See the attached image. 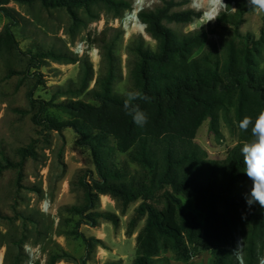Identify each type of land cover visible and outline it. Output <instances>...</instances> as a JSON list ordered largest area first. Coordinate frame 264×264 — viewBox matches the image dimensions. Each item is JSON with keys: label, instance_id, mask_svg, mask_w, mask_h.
<instances>
[{"label": "trees", "instance_id": "16d2710c", "mask_svg": "<svg viewBox=\"0 0 264 264\" xmlns=\"http://www.w3.org/2000/svg\"><path fill=\"white\" fill-rule=\"evenodd\" d=\"M188 2L162 0L156 9L138 13L147 35L156 42V49L147 46L143 37L129 44L132 87L126 94L114 90L120 74L115 53L118 38L107 39L106 31L94 40L102 49L103 67L93 88L90 83L95 73L88 57L79 58L69 51L39 50L31 57L38 64L45 60L80 63L79 84L68 92L75 97L84 94L90 101L66 99L54 103L31 99L32 107L38 109L33 121L58 132L73 129L81 144L92 152L97 178L85 184L84 203L66 208L68 212L82 217L89 212L86 217L94 226L101 218L116 224L115 215L94 211L100 195H109L124 205L141 201L137 213L146 217V225L138 235L137 247L143 254L133 264H155L152 254L160 244L174 250L187 242L202 244L201 239L196 241L195 234L210 227L213 234L225 239L226 233L237 229L243 244L242 262L230 251L216 247L212 264H259V247L264 245V207L258 202L249 205L246 200L250 194L246 186L252 185V181L244 172L240 149L251 140V135L250 131L242 132L238 123L244 116L254 118L264 109V32L259 40L241 35L237 27L244 12L239 4L237 12L228 15L226 12L235 2L231 1L228 10L216 20L229 24L233 33L221 46L210 44L197 54L203 46V35L179 34L167 26V23L189 24L202 18L203 13L194 9L176 10ZM11 3L64 10L79 29L86 26L83 15L90 22L96 21L100 18L99 9L114 19L123 18L133 10L127 0H0V14L9 21L0 33V56L16 48L12 28L24 21L8 7ZM136 92L148 97L129 105L147 115L143 126L134 123L125 109L127 94ZM50 109L67 114L68 119L60 120L49 113ZM221 118L236 126L239 140L224 160L217 161L209 158L196 137L207 120L211 132L220 137ZM18 154L21 162L17 165L5 159L0 175L5 170H23L25 158L35 153L30 148H20ZM120 154L126 155V159L118 160ZM161 194L167 204L174 205L179 222L189 216L178 196L194 199L196 209L205 214V224L201 225L192 216L186 236L166 225L164 214L154 204ZM22 218L35 223L32 216ZM87 243L90 244L88 239ZM18 244L21 247L23 242ZM58 259L59 256H53L49 264H56ZM4 261L22 264L23 259L11 258L9 249Z\"/></svg>", "mask_w": 264, "mask_h": 264}, {"label": "rangeland", "instance_id": "374dc122", "mask_svg": "<svg viewBox=\"0 0 264 264\" xmlns=\"http://www.w3.org/2000/svg\"><path fill=\"white\" fill-rule=\"evenodd\" d=\"M127 1L134 6L135 0ZM175 1L182 4L184 0ZM188 1L176 10L194 9L203 13L202 18L189 24L167 23V26L179 34L203 35V46L197 54L207 45L221 46L234 31L229 24L219 23L216 18L199 31L215 1ZM231 1H235L231 10L220 14L226 12L233 16L240 4L244 15L237 27L239 33L259 40L264 32V13L250 8L248 0H224V3L229 5ZM144 4L140 11L154 10L162 5V0H144ZM8 7L24 21L12 28L16 48L0 56V167L6 165L5 159L18 165L21 162L20 148H30L35 154L25 158L23 170H5L0 175V264H5L9 249L11 258L20 256L22 264H49L53 256H59L56 264H133L143 254L137 247L138 235L146 225V217L137 213L141 201L124 205L109 195H100L94 211L115 215L118 219L116 224L101 218L94 226L86 217L89 212L84 217L68 212L66 208L84 203L85 184H91V180L97 178L92 152L81 144L80 136L73 129L58 132L33 121L38 109L32 107L31 99L53 100L54 103L66 99L90 101L84 94L75 97L68 92L79 84L82 66L80 63L62 64L51 60L38 64L31 57L39 50L69 51L79 58L88 57L95 73L90 83V88H93L103 67V52L94 40L106 31L107 39L118 38L115 53L120 74L114 90L126 94L132 87L128 67L129 44L143 37L146 45L155 50L156 42L146 35V31L144 35L134 28L129 32L126 30L124 20L130 12H126L123 18L114 19L99 9L100 18L90 22L83 15L86 26L79 29L73 26L71 17L64 10H46L39 4L22 6L11 3ZM232 7L237 10L233 11ZM8 22L0 14V33ZM78 45L83 46V53H76ZM93 49L98 50V56ZM49 113L60 120L68 119L67 114L57 109H50ZM219 129L220 137H216L210 130V120L205 121L196 141L207 151L210 159L222 161L238 144L239 132L236 126L223 118ZM125 159L126 155L118 156L120 161ZM251 186L248 184L246 189L251 191ZM162 194L154 204L164 214L166 225L186 236L192 216L201 225L205 224V214L196 209L194 199L178 196L189 216L179 222L174 205L167 204ZM29 216L35 223L22 218ZM195 239H201L202 244L187 242L186 246L176 250L160 244L152 254L155 264H212L216 247L230 251L235 258L242 260V237L237 229L226 233L225 239L213 234L210 227L207 231H197ZM21 242L23 245L20 247L18 243ZM258 254L259 264H264V245L259 247Z\"/></svg>", "mask_w": 264, "mask_h": 264}, {"label": "clouds", "instance_id": "9594fccd", "mask_svg": "<svg viewBox=\"0 0 264 264\" xmlns=\"http://www.w3.org/2000/svg\"><path fill=\"white\" fill-rule=\"evenodd\" d=\"M248 6L258 13H264V0H248ZM228 7L224 0H215L214 12L200 25L199 31L203 25L218 18L220 13L226 11ZM232 10L237 9L232 7ZM136 99L147 100L148 97L139 92L128 93L125 101L126 113L132 116L134 123L143 126L147 122V115L138 108H129L130 103ZM238 127L242 132L250 131L251 135V140L244 143L240 149L245 165L244 172L252 181L251 191L246 200L249 205L258 202L261 207H264V109L260 110L254 118L244 116L239 121Z\"/></svg>", "mask_w": 264, "mask_h": 264}, {"label": "bare ground", "instance_id": "6f19581e", "mask_svg": "<svg viewBox=\"0 0 264 264\" xmlns=\"http://www.w3.org/2000/svg\"><path fill=\"white\" fill-rule=\"evenodd\" d=\"M215 1V0H214ZM209 2V1H208ZM144 4V0H135V4L133 6V10L126 16L124 20V25H126V30L129 32L131 28H134L140 33H144L145 35V26L141 25L140 21L137 19V15L139 11L142 9ZM214 12V8L210 9L205 18H208L210 14ZM128 28V29H127ZM147 35V34H146ZM97 59V57H95Z\"/></svg>", "mask_w": 264, "mask_h": 264}, {"label": "built area", "instance_id": "2783aa9c", "mask_svg": "<svg viewBox=\"0 0 264 264\" xmlns=\"http://www.w3.org/2000/svg\"><path fill=\"white\" fill-rule=\"evenodd\" d=\"M83 52H84L83 46L82 45H78L77 48H76V53H83ZM93 52L98 56V50L97 49H93Z\"/></svg>", "mask_w": 264, "mask_h": 264}, {"label": "water", "instance_id": "95a60500", "mask_svg": "<svg viewBox=\"0 0 264 264\" xmlns=\"http://www.w3.org/2000/svg\"><path fill=\"white\" fill-rule=\"evenodd\" d=\"M139 12H140V11H139ZM137 19L139 20V18H138V15H137ZM141 25L145 26V25H144V24H142V23H141ZM145 27H146V26H145ZM240 261L242 262V260H240Z\"/></svg>", "mask_w": 264, "mask_h": 264}]
</instances>
